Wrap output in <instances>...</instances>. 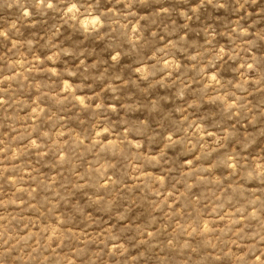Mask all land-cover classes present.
Instances as JSON below:
<instances>
[{
  "label": "clouds",
  "instance_id": "1",
  "mask_svg": "<svg viewBox=\"0 0 264 264\" xmlns=\"http://www.w3.org/2000/svg\"><path fill=\"white\" fill-rule=\"evenodd\" d=\"M0 264H264V0H0Z\"/></svg>",
  "mask_w": 264,
  "mask_h": 264
}]
</instances>
